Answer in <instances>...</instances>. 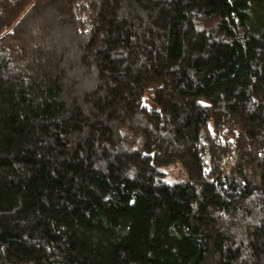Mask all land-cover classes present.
<instances>
[{
    "label": "trees",
    "instance_id": "16d2710c",
    "mask_svg": "<svg viewBox=\"0 0 264 264\" xmlns=\"http://www.w3.org/2000/svg\"><path fill=\"white\" fill-rule=\"evenodd\" d=\"M0 264H264V0H0Z\"/></svg>",
    "mask_w": 264,
    "mask_h": 264
}]
</instances>
